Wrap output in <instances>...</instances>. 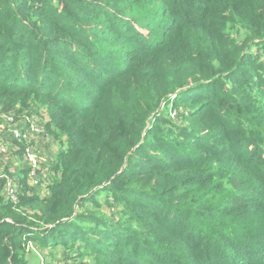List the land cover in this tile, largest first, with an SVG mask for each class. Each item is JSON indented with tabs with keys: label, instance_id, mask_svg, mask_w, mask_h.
<instances>
[{
	"label": "trees",
	"instance_id": "16d2710c",
	"mask_svg": "<svg viewBox=\"0 0 264 264\" xmlns=\"http://www.w3.org/2000/svg\"><path fill=\"white\" fill-rule=\"evenodd\" d=\"M35 105L63 149L0 179V264H264V0H0V107Z\"/></svg>",
	"mask_w": 264,
	"mask_h": 264
},
{
	"label": "built area",
	"instance_id": "2783aa9c",
	"mask_svg": "<svg viewBox=\"0 0 264 264\" xmlns=\"http://www.w3.org/2000/svg\"><path fill=\"white\" fill-rule=\"evenodd\" d=\"M20 120H16L14 113H0V162H7L9 143H12L24 159L28 185L36 190L45 189L53 180L51 165L54 162L56 145L44 131L41 119L35 114L30 119L26 118L27 123L17 126L16 123ZM0 179L5 180V196L16 202L18 185L23 178L16 176L13 170L3 172L0 169ZM27 248L33 250L31 244ZM38 264L46 263L40 258Z\"/></svg>",
	"mask_w": 264,
	"mask_h": 264
},
{
	"label": "rangeland",
	"instance_id": "374dc122",
	"mask_svg": "<svg viewBox=\"0 0 264 264\" xmlns=\"http://www.w3.org/2000/svg\"><path fill=\"white\" fill-rule=\"evenodd\" d=\"M37 105L35 106H32V107H28L26 110H21L20 108L18 107H15V109L11 112V113H14L15 114V117H16V120H20L18 123H16V125H24L25 123H27L26 121V118H29L35 114L37 116V118L39 119L40 116L37 114V113H34L38 107H36ZM171 106V107H170ZM169 106L170 110L169 111V118L171 120H176V121H180V118H181V115H187L189 114V105H187L186 108L183 107V103H180L179 105H175L174 103ZM2 108L0 107V113H5L3 111V109L1 110ZM259 123H262V118L260 117L259 119ZM8 127V126H7ZM38 128H40L39 126H37ZM3 132H5L3 130ZM36 139V137H35ZM264 144V143H263ZM56 149H63V146L61 145L60 142H56ZM7 162L6 163H3V162H0V169L3 171V172H6V171H14V173L16 174V176L18 177H23V173L25 171V162H24V159L22 158L21 156V153L19 151H16L15 150V147L12 143H9V151H8V157H7ZM23 172V173H22ZM29 256H28V259H29V263L30 264H33L35 263V261L37 260V257L38 256H41L45 259V261L48 263V264H62L60 263L59 259H55L53 257H56V253L58 252V248H55V249H50L48 251H46V254L45 255H39V253H37L35 250H31L29 251ZM64 255L63 252L61 254V256ZM42 258V260L44 261V259ZM92 257L91 256H88L87 258H82V259H79V260H68L66 262V264H93L92 262ZM38 261V260H37ZM44 261V262H45Z\"/></svg>",
	"mask_w": 264,
	"mask_h": 264
}]
</instances>
